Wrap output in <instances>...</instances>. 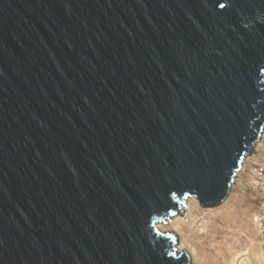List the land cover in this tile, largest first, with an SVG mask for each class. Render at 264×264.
<instances>
[{
  "label": "water",
  "instance_id": "water-1",
  "mask_svg": "<svg viewBox=\"0 0 264 264\" xmlns=\"http://www.w3.org/2000/svg\"><path fill=\"white\" fill-rule=\"evenodd\" d=\"M263 131L264 0H0V264H193Z\"/></svg>",
  "mask_w": 264,
  "mask_h": 264
},
{
  "label": "rangeland",
  "instance_id": "rangeland-1",
  "mask_svg": "<svg viewBox=\"0 0 264 264\" xmlns=\"http://www.w3.org/2000/svg\"><path fill=\"white\" fill-rule=\"evenodd\" d=\"M263 143L261 140L254 148L261 151ZM251 158L256 157L248 156L247 161ZM191 198L187 199L183 216L176 214L160 223L168 225L181 217L167 230L176 233L179 242L185 240V249L196 251L193 264H264V250L253 223L257 202L243 175L217 206L204 207L197 198L190 202Z\"/></svg>",
  "mask_w": 264,
  "mask_h": 264
},
{
  "label": "built area",
  "instance_id": "built-area-1",
  "mask_svg": "<svg viewBox=\"0 0 264 264\" xmlns=\"http://www.w3.org/2000/svg\"><path fill=\"white\" fill-rule=\"evenodd\" d=\"M261 140L264 142V131L260 140L256 143V146ZM258 151L260 150L253 148V150L246 156L235 180L243 175L246 187L255 197L257 204L253 223L264 250V143L261 151ZM251 155H254L256 158H251L247 161V157Z\"/></svg>",
  "mask_w": 264,
  "mask_h": 264
},
{
  "label": "bare ground",
  "instance_id": "bare-ground-1",
  "mask_svg": "<svg viewBox=\"0 0 264 264\" xmlns=\"http://www.w3.org/2000/svg\"><path fill=\"white\" fill-rule=\"evenodd\" d=\"M190 202H195L196 201V198H194V197H192L190 200H189ZM181 217H176V219L175 220H172V222L171 223H169L168 225L167 224H165V223H159V226H160V228L162 229V230H167V229H169V228H171V226L173 225V224H175L179 219H180ZM174 219V218H173ZM185 240L184 239H181L180 240V242H179V245H178V247L180 248V249H185ZM188 250V249H187ZM189 252H190V254H191V257H193V259L194 260H197V253H196V251L194 250V249H191V250H188Z\"/></svg>",
  "mask_w": 264,
  "mask_h": 264
}]
</instances>
